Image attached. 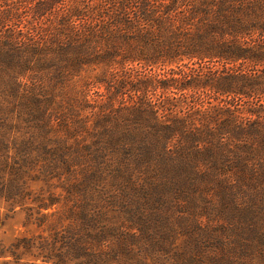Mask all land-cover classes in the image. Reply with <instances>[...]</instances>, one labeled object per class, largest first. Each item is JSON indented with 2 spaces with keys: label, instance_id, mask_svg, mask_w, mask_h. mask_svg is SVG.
<instances>
[{
  "label": "trees",
  "instance_id": "trees-1",
  "mask_svg": "<svg viewBox=\"0 0 264 264\" xmlns=\"http://www.w3.org/2000/svg\"><path fill=\"white\" fill-rule=\"evenodd\" d=\"M137 63L142 70L129 72ZM97 68L104 71L95 80L109 98L102 114L92 127L80 115L74 126L61 120L74 143L49 137L47 112H57L53 92ZM6 81L8 97L23 96L26 114L43 121L32 118L44 132L40 145L18 137L12 146L0 143V196L13 209L26 199L44 209L57 203L26 188L25 167L39 161V174L60 165L53 176H67L66 201L78 193L88 200L103 194L107 177L124 179L131 192L120 208L130 220L138 216L145 234L146 218L168 222L174 199L187 209L200 197L204 214H181L187 229L190 217H210L212 210L239 232L241 243L264 244V0H0V86ZM175 89L191 100L150 97ZM170 105L187 111L171 117ZM74 162L91 166L76 180ZM95 209L86 201L82 216L90 227L84 233L54 227L47 236L18 238L0 250L2 264H113L102 232L116 231L106 212ZM130 250L121 245L117 252Z\"/></svg>",
  "mask_w": 264,
  "mask_h": 264
},
{
  "label": "rangeland",
  "instance_id": "rangeland-1",
  "mask_svg": "<svg viewBox=\"0 0 264 264\" xmlns=\"http://www.w3.org/2000/svg\"><path fill=\"white\" fill-rule=\"evenodd\" d=\"M128 67L129 72H140L143 66L137 63ZM103 71V68L90 70L84 73V76L67 82L65 86L56 88L51 98H56L54 108L57 107V112H53V110L47 112L53 119H50V125L47 122L49 137H58L63 143H74L75 137L71 138L70 141L66 140L69 135L63 129L61 120L68 119L70 120L69 124L74 126L75 123L72 120L78 115L87 120L91 127L94 125L98 114H102V109L105 108L109 100L104 85L95 80V76L103 73ZM158 71L161 72L162 69L159 68ZM121 76L120 73L119 78ZM44 83L46 86L49 84L47 81ZM45 84L41 82V85L45 86ZM6 86L7 81L4 86H0V143L2 139L10 143L13 138L18 137V141L30 139L34 144L40 145L44 140V132L34 122V120H40L26 114L29 111L24 107L26 103L23 96L19 100L8 97ZM22 87L24 84L21 89H23ZM129 94L130 92L126 94L127 99H130ZM150 97L157 103L173 101L175 104H181L182 100H191L190 96L184 97L181 91L177 89L166 94L151 91ZM164 99L166 100L163 102ZM207 101L216 103V100L212 98H208ZM84 105L88 107L82 109ZM169 107V116L171 117L172 113L183 115L187 111V109L181 111V106L170 105ZM2 114L11 119L2 118ZM18 114L23 118L30 119V121L26 122ZM47 120L49 119H44V121ZM5 123H8L7 126L4 125ZM18 126L19 128L25 127L26 130L17 131L16 127ZM84 134L87 132L84 131ZM45 136H47L46 133ZM45 140L50 147L57 145V143L47 141V138ZM10 144L12 146V143ZM78 160L79 162H89L87 164H95L93 161L81 159V157ZM73 164H75L72 171L74 172L73 180L80 178L84 169L91 168L86 164L79 165L76 162ZM57 166L60 165L52 164L48 167L49 171L40 174L39 170H41L42 165L39 161L25 167V178L29 180L26 188L29 192L35 197L40 196L48 200L53 196L57 200V203L49 209L40 208L39 203H35L31 199H26L23 206L16 205V208L13 209L14 204L0 196V250L8 248L18 238L32 235L47 236L54 227L59 230L69 228L79 235L84 233V230L90 227L89 222L82 216V209L87 201L95 206V210L101 209L106 212V222L116 231L115 235L110 233L108 228L102 232L106 236L102 248L112 254L113 247L115 256L113 264H264V244L254 240L246 241V244L241 243L239 232L233 234L230 223L223 217H213L212 210L208 211H211L210 217L206 215L190 217L193 222H190L188 229L185 227L186 221H181V214H184L185 210L186 213L195 211L196 214H204L205 201L200 197L195 201L196 205L188 203L187 209L181 207V200L178 202L174 199L168 222L163 221L154 224L155 221L151 217L146 218L148 233L145 234L142 230L143 227L137 223L138 216L134 215L133 219L130 220L127 213L120 208L129 202L125 193L131 192L126 191L124 179L119 182L120 178L113 181L111 176H106L109 181L103 184L105 188L103 194H94L88 200L86 199L87 196L84 197V194L78 193L74 198L71 196L70 201H66L67 193L62 186L64 184L69 186V182L66 180V175L53 176ZM4 175V178L8 177V175ZM1 178L3 179V176ZM206 195L208 194L206 193ZM208 197L214 196L208 195ZM214 198L215 204L218 205L220 203L219 196L215 194ZM182 203H187V200H182ZM142 210L145 212L146 208ZM98 224L100 225L99 222ZM191 228L193 230L189 233L188 230ZM247 238L250 239L251 235H247ZM91 242L92 246L99 251L100 244L94 240ZM121 245L128 250L131 248L133 254L126 255L117 252ZM223 257L226 260L222 259ZM3 260L5 259H0V264Z\"/></svg>",
  "mask_w": 264,
  "mask_h": 264
}]
</instances>
